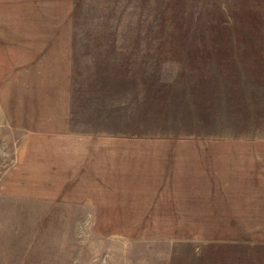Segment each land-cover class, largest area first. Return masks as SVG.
Listing matches in <instances>:
<instances>
[{"label": "rangeland", "instance_id": "rangeland-1", "mask_svg": "<svg viewBox=\"0 0 264 264\" xmlns=\"http://www.w3.org/2000/svg\"><path fill=\"white\" fill-rule=\"evenodd\" d=\"M52 35L67 36L85 59L95 38H131L133 75L145 69L133 76V112H147L133 134L158 133L151 113L162 105L163 130L190 131L185 118L206 98L227 106L223 121L203 130L264 135V76L216 77L204 87L174 75L204 61L208 55L188 52L203 39L243 41L242 65L264 68V0H0V264H264V219L154 218L167 215L153 210L162 204L138 189L50 175L54 161L66 168V149L54 156L50 141L29 130L57 124L39 52ZM159 68L165 72L154 74ZM87 159L80 171L95 166Z\"/></svg>", "mask_w": 264, "mask_h": 264}, {"label": "crops", "instance_id": "crops-1", "mask_svg": "<svg viewBox=\"0 0 264 264\" xmlns=\"http://www.w3.org/2000/svg\"><path fill=\"white\" fill-rule=\"evenodd\" d=\"M203 40L189 42L193 45L188 52L208 55L204 61L177 68L174 75L192 77L193 83L204 87L217 82L216 77L264 76V68L242 65L244 50L236 43L243 41ZM42 42V74L53 97L52 116L57 124L50 130H29V137L50 141L54 156L66 149L68 163L64 168L63 161H54L46 169L50 175L72 182L90 179L96 188L138 189L139 196L150 197L149 203L162 204L163 210H153L167 215L154 218L264 219V135L207 126L203 130L205 123L212 126L223 121L226 104L222 109L209 99L197 100L189 111L192 118H185L191 130L184 133L163 130L162 105L151 113L150 125H156L151 131L158 133L133 134L132 123L142 122L147 112H133V76L145 74V69L137 68L133 75L131 38H95L88 59L77 56L78 48L67 36H47ZM227 43L232 47L220 46ZM226 51L241 54L240 61L219 56ZM154 70L157 75L165 72ZM218 82L227 84V78ZM202 90L197 89L204 93L210 88ZM84 156H88L87 164L95 165L92 171H80Z\"/></svg>", "mask_w": 264, "mask_h": 264}]
</instances>
